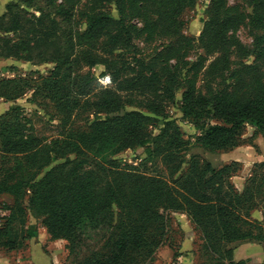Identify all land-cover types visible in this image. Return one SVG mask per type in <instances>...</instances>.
Returning a JSON list of instances; mask_svg holds the SVG:
<instances>
[{
	"label": "trees",
	"instance_id": "16d2710c",
	"mask_svg": "<svg viewBox=\"0 0 264 264\" xmlns=\"http://www.w3.org/2000/svg\"><path fill=\"white\" fill-rule=\"evenodd\" d=\"M49 1L12 0L0 16V59L33 67L53 65L45 77L31 69L27 77L0 78V100L10 103L30 94L33 101L43 96L60 122L57 137L47 143L28 132L20 107L0 115V154L8 160H27L32 171L26 181L14 179L9 170L0 179V196L15 197L7 216L0 211V249L18 250L36 237L34 228L26 225V211L31 210L42 218L52 241L65 242L70 264H146L167 240L166 214L181 212L202 233L207 253L221 254L214 264H247L235 261V249L228 245L264 242V161L255 165L241 194L229 181L230 167L215 170L198 156L183 161L180 154L186 143L166 117L161 101L162 95L174 93L170 89L158 93L161 79L156 62L137 60L141 67L137 73L117 82L113 90L99 86L97 92L86 88L95 79L79 71L78 47L108 62L117 60L116 53L131 49L124 21L105 11L106 5L118 0H91L81 12L87 21L82 32L75 25L81 0H61L55 11H50ZM251 3L258 15L263 1ZM165 21L169 24L171 18ZM206 31L226 60L243 48L227 39L224 20H209ZM262 57L257 55L258 60ZM88 64L95 66L94 59L88 58ZM244 95L228 102L193 85L182 92L181 113L194 120L199 145L211 151L233 147L245 124L264 132V89L253 88ZM136 100L150 115L126 110L125 105ZM87 111L92 114L90 125L75 130V120ZM212 119L222 123L211 124ZM149 127L157 128V133ZM108 143L119 150L152 146L138 166L95 161L92 152ZM155 154L167 167L170 181L142 170ZM183 164L188 165L185 171ZM254 211L262 213V222L251 218Z\"/></svg>",
	"mask_w": 264,
	"mask_h": 264
},
{
	"label": "rangeland",
	"instance_id": "374dc122",
	"mask_svg": "<svg viewBox=\"0 0 264 264\" xmlns=\"http://www.w3.org/2000/svg\"><path fill=\"white\" fill-rule=\"evenodd\" d=\"M260 1L264 3V0ZM49 2L50 11H55L61 0H50ZM89 6H91V0H81L78 5L79 13L76 16L75 25L80 32L87 24L81 12ZM105 11L114 19L124 21L131 34L132 46L127 52L116 53L117 60L110 62L94 52L78 47L76 57L80 62V73L83 77L95 79L91 84H86V88L97 92L101 86L97 79L103 74L110 77L111 85L108 89L113 90L117 82L124 80L125 77H132L141 69L137 60L156 62L161 79V83L157 84L160 90L158 93L161 94L165 89H170L174 93L173 97L168 93L162 95L161 101L166 117L177 126L181 138L186 143L185 151L180 154L181 158L188 163L192 156H198L209 162L215 170L230 167L229 181L236 192L241 194L255 165L264 161V132L260 133L254 127L245 124L239 131L235 146L211 151L196 142L199 131L191 124L194 122L193 119L183 117L181 97L182 92L191 85L204 92L217 93L228 102L245 96L244 94L250 93L253 88L264 89V4L261 5L258 15L254 12L251 0H176V2L174 0H118L116 3L106 5ZM166 17L171 18L169 24L165 21ZM209 20H224L227 39L230 43L238 41L243 47L242 50L228 54L227 60L224 59L223 55L214 49L210 33L206 31V24ZM234 48V46H229L230 51ZM259 53L263 54L260 60L257 59ZM88 58L94 59L95 66H89ZM253 68L259 71L252 73ZM31 69L45 77L52 71L53 65L33 67L24 62L12 60L7 66L0 68V78L27 77ZM166 78L170 79L169 83L165 82ZM2 101L0 100V104ZM8 105L9 109L14 107L22 109L29 133L47 143L57 137L60 131L59 116L52 104L43 96H38L32 101L31 95L27 94L22 99L10 102ZM125 107L128 111L150 115L141 107L139 100ZM91 119L92 114L89 111L81 114L75 120L74 129H87ZM210 123L220 124L222 122L212 119ZM157 128L149 127V131L156 134ZM151 146L152 144L146 148L119 150L116 144L108 143L96 148L92 152V157L103 164L117 160L121 166H138L145 161V150ZM28 165V161L23 158L8 160L0 154V179L9 170L14 179L26 181L32 176ZM182 167L185 171L188 165L183 164ZM142 170L170 181L169 171L157 154ZM46 171L47 169L41 171L38 178ZM28 196L29 191L24 200L25 206L28 205ZM14 204V196L1 195L2 216H7ZM166 215L169 218L167 240L157 250L153 259L146 264H214L221 258L219 252L207 253L202 233L195 229L189 217L184 213L168 212ZM251 218L259 222L263 221L260 211H254ZM26 220V225L34 228L36 237L26 240L23 247L18 250L0 249L4 250V253L13 252L17 256L24 255L25 260L27 255L30 256L27 254L28 248L31 256H35L41 250L48 253L46 248L53 240L43 227L41 217L27 210ZM37 243L39 244L35 245ZM57 243L56 246L50 248L51 252L56 253L59 264H70L64 248L65 242L57 241ZM246 244L253 245L252 257L261 253L257 246L262 247L264 252V242L254 240L233 242L228 247L237 249ZM262 264H264V259Z\"/></svg>",
	"mask_w": 264,
	"mask_h": 264
},
{
	"label": "crops",
	"instance_id": "0c3cea01",
	"mask_svg": "<svg viewBox=\"0 0 264 264\" xmlns=\"http://www.w3.org/2000/svg\"><path fill=\"white\" fill-rule=\"evenodd\" d=\"M12 0H0V16L5 12V6L8 2ZM12 60H3L0 59V68H4L5 66L8 65V62H11ZM9 105L8 103H2L0 104V115L4 114L6 111H8ZM36 242V239H34ZM58 242H63L64 241H58ZM39 243L35 244L38 245ZM58 243L57 241H50L49 246H47L46 250L49 251L46 253L44 250L39 251L36 253L35 256H31L30 249L28 248V253L30 254L27 255V259H24V255H14L13 252H6L4 253V250H0V264H10L12 261L14 264H59L58 263V258L56 256V253L51 252L50 248H53L56 246ZM60 244V243H59ZM257 246V245H255ZM260 248L261 253L260 255L252 257V252H253V245L252 244H246L243 245L241 248H237L234 250V259L235 261H246L247 264H262L263 259H264V252L262 247L257 246ZM50 253V255H48ZM35 262V263H34ZM11 263V264H13Z\"/></svg>",
	"mask_w": 264,
	"mask_h": 264
},
{
	"label": "built area",
	"instance_id": "2783aa9c",
	"mask_svg": "<svg viewBox=\"0 0 264 264\" xmlns=\"http://www.w3.org/2000/svg\"><path fill=\"white\" fill-rule=\"evenodd\" d=\"M97 81L102 88H108L111 85V79L108 76L99 77Z\"/></svg>",
	"mask_w": 264,
	"mask_h": 264
}]
</instances>
